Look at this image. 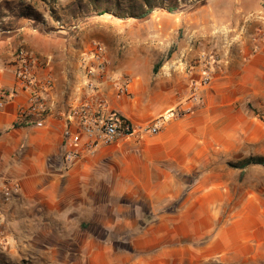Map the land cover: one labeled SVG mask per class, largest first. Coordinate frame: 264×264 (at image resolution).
<instances>
[{"label": "rangeland", "instance_id": "1", "mask_svg": "<svg viewBox=\"0 0 264 264\" xmlns=\"http://www.w3.org/2000/svg\"><path fill=\"white\" fill-rule=\"evenodd\" d=\"M24 26L48 33L98 31L104 42L93 43L91 52L96 44L104 47V69L91 60L88 72L97 63L105 75L110 50L120 60H134L130 66L153 90L182 92L179 105L164 116L131 123H159L160 133L143 141L163 139L173 125L180 131L178 151L189 163L178 156L162 166L171 177L169 196L160 200L144 193L148 181L129 179L117 163L104 161L77 189L90 203L68 219L70 233L59 229L61 237L17 246L18 256L0 255V264H104L111 256L112 264H231L203 258L211 235L183 236V223L201 209L202 224L209 225L204 209L210 203L221 224L244 210H264V167L242 172L230 166L264 158V0H0V35ZM207 78L210 84L202 87ZM6 189L5 203H13L18 188ZM15 244L0 231L1 251L16 250Z\"/></svg>", "mask_w": 264, "mask_h": 264}, {"label": "crops", "instance_id": "2", "mask_svg": "<svg viewBox=\"0 0 264 264\" xmlns=\"http://www.w3.org/2000/svg\"><path fill=\"white\" fill-rule=\"evenodd\" d=\"M113 32L115 35L118 31ZM95 42H104L98 31L48 33L24 26L0 35V87L16 93L0 109V231L7 244L16 243V250L13 247L10 252L0 250V255L18 256L17 246L61 237L59 229L66 235L70 233L68 219L73 213H83L90 203L87 197L84 199L86 191L77 189L87 182L89 170L104 161L117 163L119 173L129 179L148 181L143 185L144 193L158 196L160 200L169 196L171 177L162 166L175 161L178 156L189 163L185 152L178 151L180 131L172 129V125L163 134V139H135L126 145L127 140L119 141L65 168L68 165L64 160L66 132L68 129L77 132V126L71 122L72 111L87 104L94 96L106 101L108 112L119 114L134 124L164 116L182 99L183 93L173 87L153 90L147 77L134 70V60H120L110 50L107 73L100 75L99 66L92 63L89 68L93 74L90 80L87 79L89 63L86 61ZM20 50L30 55L40 80L47 76L54 79L52 93L45 95L47 115L43 127L29 123L21 115L29 106L31 94L29 90L21 89L16 79ZM175 78L180 82L179 75ZM127 81L129 95L118 98V91ZM89 82L94 83L95 90L86 86ZM79 184L82 186L77 188ZM8 186L18 188L13 203L4 200L3 191ZM208 211L211 214L209 225L202 224L201 209L183 223L187 230L183 236L197 239L204 233L211 235L203 258L231 264L264 261V210L238 212L232 221L224 224L220 223L218 213L213 212L211 203L204 209V212ZM100 222L103 225L104 222ZM111 222L104 224L119 229L120 225L114 223L113 218ZM195 251L201 257V251Z\"/></svg>", "mask_w": 264, "mask_h": 264}, {"label": "built area", "instance_id": "3", "mask_svg": "<svg viewBox=\"0 0 264 264\" xmlns=\"http://www.w3.org/2000/svg\"><path fill=\"white\" fill-rule=\"evenodd\" d=\"M18 57L19 65L16 70L18 86L21 89L29 90L31 94L29 106L22 111L21 115L29 123H33L37 127H43L47 115L45 95L52 93L54 79L47 76L40 80L35 74L33 60L25 50H20ZM91 60L98 61L102 66L100 69H104L105 49L103 46L95 45L86 62L90 63ZM92 74L90 72L86 73L87 79L90 80ZM209 84L210 79L207 78L201 86L204 87ZM86 86L90 90H95V85L92 82L87 83ZM15 95L16 93H10L0 87V109L4 107L9 98ZM126 95H129V83L123 85L118 91L117 97L120 98ZM193 99L197 101L198 96L194 95ZM107 110L106 101L99 96H94L87 104L73 109L71 122L77 126V132L72 133L73 131L70 129L66 132L65 144L67 150L64 154L66 164L70 166L84 156H94L101 148L111 147L119 141L141 140L146 135L155 136L160 133L159 123L152 127H135L121 115ZM190 111L191 108L188 109V112ZM6 196L10 198L11 193L6 191Z\"/></svg>", "mask_w": 264, "mask_h": 264}, {"label": "trees", "instance_id": "4", "mask_svg": "<svg viewBox=\"0 0 264 264\" xmlns=\"http://www.w3.org/2000/svg\"><path fill=\"white\" fill-rule=\"evenodd\" d=\"M149 14H150V12L144 13L142 15V18L147 17ZM27 15L28 14H25V16H27ZM23 18H24V16H23ZM156 71H157V68H156ZM252 165L263 166L264 167V158H250V159L244 160L242 163H239V164H230L231 167H233L235 169H239L242 172H244L248 167H250Z\"/></svg>", "mask_w": 264, "mask_h": 264}, {"label": "bare ground", "instance_id": "5", "mask_svg": "<svg viewBox=\"0 0 264 264\" xmlns=\"http://www.w3.org/2000/svg\"><path fill=\"white\" fill-rule=\"evenodd\" d=\"M243 18V17H242ZM252 21V20H251ZM259 23V22H257ZM99 244V243H98ZM124 259V258H123ZM126 259V258H125ZM132 258H128V261H131ZM115 258L113 256L108 257L106 259H104V264H112L113 262H115ZM127 260V259H126Z\"/></svg>", "mask_w": 264, "mask_h": 264}]
</instances>
